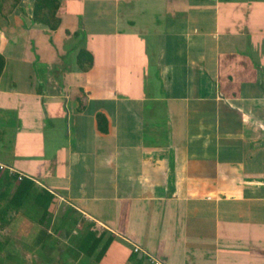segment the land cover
I'll return each instance as SVG.
<instances>
[{
    "label": "crops",
    "instance_id": "obj_1",
    "mask_svg": "<svg viewBox=\"0 0 264 264\" xmlns=\"http://www.w3.org/2000/svg\"><path fill=\"white\" fill-rule=\"evenodd\" d=\"M38 2L0 12V264H264V0Z\"/></svg>",
    "mask_w": 264,
    "mask_h": 264
},
{
    "label": "trees",
    "instance_id": "obj_2",
    "mask_svg": "<svg viewBox=\"0 0 264 264\" xmlns=\"http://www.w3.org/2000/svg\"><path fill=\"white\" fill-rule=\"evenodd\" d=\"M41 2L42 0H38ZM20 0H0V12L2 14H7L11 12L18 4ZM39 2L37 3L39 5Z\"/></svg>",
    "mask_w": 264,
    "mask_h": 264
},
{
    "label": "built area",
    "instance_id": "obj_3",
    "mask_svg": "<svg viewBox=\"0 0 264 264\" xmlns=\"http://www.w3.org/2000/svg\"><path fill=\"white\" fill-rule=\"evenodd\" d=\"M3 165L0 163V167H2ZM24 177V175H22V174H20L19 175V179H22ZM135 250L136 251H138V250H140L138 247H136L135 248ZM152 262L154 263V264H163L161 261H158V260H156V259H154V258H152Z\"/></svg>",
    "mask_w": 264,
    "mask_h": 264
}]
</instances>
